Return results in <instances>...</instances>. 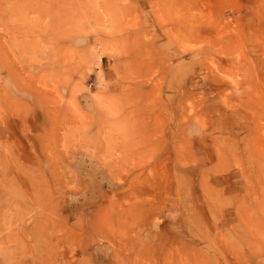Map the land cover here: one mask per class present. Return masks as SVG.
Returning a JSON list of instances; mask_svg holds the SVG:
<instances>
[{"label":"rangeland","instance_id":"374dc122","mask_svg":"<svg viewBox=\"0 0 264 264\" xmlns=\"http://www.w3.org/2000/svg\"><path fill=\"white\" fill-rule=\"evenodd\" d=\"M40 2L13 53L0 17V264H264V0Z\"/></svg>","mask_w":264,"mask_h":264},{"label":"bare ground","instance_id":"6f19581e","mask_svg":"<svg viewBox=\"0 0 264 264\" xmlns=\"http://www.w3.org/2000/svg\"><path fill=\"white\" fill-rule=\"evenodd\" d=\"M116 2H120V0H114ZM115 2V3H116ZM42 2L40 0H0V17L3 18V27L6 28L9 36V41L12 45L9 46V51L13 53L15 46L20 48V44L16 39L22 38V34L27 31L28 26H34L33 22L38 19V6H40ZM98 13L94 11V15L89 18L91 19V24L99 25L103 24L104 18L102 17V13L105 11H114L116 13L125 12L124 7H119L116 4L109 6L107 0H98ZM84 8H88L86 5ZM87 15V14H84ZM81 15L83 18L90 19L88 16ZM59 22V21H58ZM105 23H108L105 18ZM68 24V22H66ZM109 31L114 33H124L121 28H113L110 27ZM122 31V32H121ZM21 34V35H20ZM57 34V35H56ZM55 35L60 37L57 32ZM16 42V43H15ZM18 42V43H17ZM16 49V48H15Z\"/></svg>","mask_w":264,"mask_h":264}]
</instances>
